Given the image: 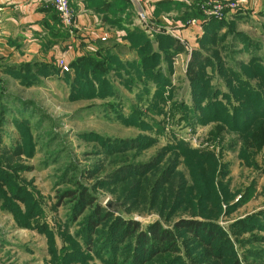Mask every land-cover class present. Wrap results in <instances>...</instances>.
Returning a JSON list of instances; mask_svg holds the SVG:
<instances>
[{
  "label": "rangeland",
  "instance_id": "rangeland-1",
  "mask_svg": "<svg viewBox=\"0 0 264 264\" xmlns=\"http://www.w3.org/2000/svg\"><path fill=\"white\" fill-rule=\"evenodd\" d=\"M213 2L224 4L221 15L208 14ZM199 8L201 19L181 22L194 30L191 41L176 27L163 29L173 31L182 48L171 58V83L159 94L165 102L157 105L150 101L158 98V85L129 83L125 74L107 76L111 89L93 98L72 93L63 73L38 76L40 83L29 86L11 72L0 74V158L4 147L19 145L23 155L16 161L27 166L16 172L2 165L9 184L0 172V264H115L117 242L102 233L107 213L140 229L155 222L173 228L178 220L210 225L203 239L188 227L175 230L178 249L153 253L143 264L175 258L177 264H264V0H203ZM211 19L224 24L215 41L203 45L202 26ZM147 21L137 24L149 34ZM196 50L194 71L210 74L221 105L207 107L203 98L209 96L202 95L209 119L201 111L202 120L185 121L171 104L193 102L187 70ZM219 68L227 70L228 86ZM233 71L249 87L235 83ZM253 97L261 113L245 107ZM228 100L239 107L228 130L217 131L224 106L231 108ZM16 106L26 113L20 116ZM96 133L111 141L102 143ZM122 141L127 143H115ZM75 182L92 196L84 210L62 193L78 189ZM100 209L104 215L91 231L84 220ZM131 245L128 239L116 252Z\"/></svg>",
  "mask_w": 264,
  "mask_h": 264
},
{
  "label": "trees",
  "instance_id": "trees-1",
  "mask_svg": "<svg viewBox=\"0 0 264 264\" xmlns=\"http://www.w3.org/2000/svg\"><path fill=\"white\" fill-rule=\"evenodd\" d=\"M202 1L203 0H191L189 3H186L184 5L183 9L179 7V9H181V15H179L181 16V21L185 22L187 19L191 18L201 19L202 12L199 8V4ZM125 2L129 5H132L128 0H125ZM223 24L224 23L216 22L213 19L209 21L206 20L202 26V37L200 39V43L204 45L206 43L215 41L214 39L217 30H220V27L223 26ZM72 29L73 26L67 30L72 31ZM163 29L164 28L162 27L161 30L159 29L157 32H152L150 34H148L140 26H136L131 30L127 29L124 36L127 39L126 44L117 42L115 40L107 42L100 41L96 44L95 50L86 51L83 54L74 57L73 60L68 63L70 68L68 67V71L66 72L61 71L58 63L47 64L35 61L7 66V68L3 70L11 72L12 75L15 76V79H18L23 86L39 84L40 80L38 76L46 77L61 72L63 73L64 79L69 85L72 93H77L79 95L81 92L83 94V97L89 96L91 98L103 96L102 92L107 93L111 89L110 84L107 83L111 79L112 75L120 76L125 74L128 78L127 81L129 83H133L135 80H138L139 82H141L142 86L146 85L144 80L148 79L150 81L152 80L156 85H158V98L150 101V103H154V105H157L159 104V101L162 103L165 102V98L163 99V97H159V94L162 91L163 86L170 85L171 71L169 70V67L171 65V58L176 53L180 52L182 48L179 41L176 40L174 36L167 34L166 30ZM241 38L246 39L245 36ZM223 39L224 36H222L220 40ZM199 55L200 52H197V50L192 53V61L189 62L187 70L189 91L191 92L193 102L191 104L185 105L183 101H173L171 104L172 109H174L175 111L178 110L182 113L183 119H185V121H196L197 119L202 120L201 111L203 113V110L201 109V107L204 105L203 101L205 100L207 101V107L210 108L214 107L215 105H221L218 99V95L221 90L216 86H210V74L208 75L205 71H202L201 73H197L196 71H194L195 63H197L196 65L200 64V61H198ZM206 60L207 63H212V60ZM1 68L2 67L0 65V69ZM3 70H0V72H3ZM219 72L222 77L226 79L225 83L226 86H228V84L230 83L227 82V70H221L219 68ZM233 73L236 77L234 79H237L235 80V83H244L247 87H249V82L244 78L238 80L240 76L243 77L238 71H233ZM107 76H109L108 81H106ZM231 83L234 84V81H231ZM196 90H198V92L200 91L198 99L194 98V95H196ZM202 95L204 97L209 96V99H201L203 97ZM251 97L252 96L249 95V98ZM236 101L240 102L239 99H237ZM228 102H231V108L229 110V108H225L226 105L224 106V114L220 118L224 123L220 122L221 124L216 126L217 131L222 130V132H224L228 130L227 121L229 119V116L232 118L233 115L237 112V108L239 107L238 105L235 106V103L232 100H228ZM259 103L260 101L253 97L248 101V104L245 107L251 109V113H261L259 112L262 110L258 107ZM15 108L20 116L26 113V109L22 106H16ZM209 111L210 109L203 113V120L204 117H207L209 119ZM239 122L240 121L237 118L234 123L238 124ZM260 124L261 126H264V120L260 122ZM94 136L96 138H99L102 143L111 141L110 137L107 136L99 134ZM260 136H263L261 144L264 145V130L262 131ZM112 140L115 141L116 139L114 138ZM115 143H119L120 145L127 142L122 141ZM135 154L136 153L132 154L131 156L134 157ZM1 155L2 159L0 158V172L2 174L7 173L6 177L2 178L1 180L4 184H9L7 176L10 174H8L7 170L2 169V165L7 167L8 169L11 168L16 172L27 167L24 164H21L19 161H16V159L23 155V151L19 145L9 148L4 147L1 151ZM131 163L132 162H127L126 167L134 168ZM147 166L148 165L141 164V169ZM100 168H102V165L100 166ZM12 181V184L15 185L14 179ZM75 185H77L79 188L65 189L62 192L63 196L64 198L69 199V203H71L72 205L73 203H75L74 205H78V207L81 206L82 210H84L87 206L89 207L93 204V201L91 200L92 196L86 191L87 188L85 186L81 185L78 182H75ZM2 196L3 195L0 193V198ZM94 206L92 208L93 210ZM95 212L97 213L94 214V216H90L89 218H85L84 220V223L88 224V228L91 231H93L97 227L98 224L96 223V219H99V215L101 214L102 217L104 215V212H102L101 209ZM106 216L104 221L108 219V223L107 225H105V229L102 228V233H105L107 238L117 242L113 252L115 253V257L113 258V262L115 264H118L119 260L122 261L126 256L127 259L123 264H143V262L146 261L145 258H147L148 256H153V253H168L176 251V249L178 248L175 246L176 244L174 236L175 230L179 228L188 227L193 236L199 239L209 237L208 226L210 225L201 223L197 220H178L174 222L173 228H165L163 227L162 223L155 222L146 226L144 229H140L139 225L134 221L127 220L126 222H124L121 221V219L112 217L109 213H107ZM92 217L93 220L91 221ZM128 239H130V242L132 241V245L130 247L126 246V248H121L122 251H125L122 254H120L121 250L116 252L120 248V245ZM213 240H210L209 245H213ZM108 246L109 245L106 244L105 248ZM105 248L101 250V253L105 250ZM167 257L170 258L171 255H168ZM169 258L167 260H169ZM177 260L178 259L175 258L168 264H177ZM165 262V259H163L160 264H164Z\"/></svg>",
  "mask_w": 264,
  "mask_h": 264
},
{
  "label": "crops",
  "instance_id": "crops-1",
  "mask_svg": "<svg viewBox=\"0 0 264 264\" xmlns=\"http://www.w3.org/2000/svg\"><path fill=\"white\" fill-rule=\"evenodd\" d=\"M189 1L144 0L150 33L160 27L173 31L176 27V34L191 41L194 30L183 29L179 16V7L183 9ZM70 7L72 31L63 27L50 0H0V70L32 61L56 64L62 59L68 64L95 50L100 41L126 44V30L139 26L134 7L125 0H70Z\"/></svg>",
  "mask_w": 264,
  "mask_h": 264
},
{
  "label": "built area",
  "instance_id": "built-area-1",
  "mask_svg": "<svg viewBox=\"0 0 264 264\" xmlns=\"http://www.w3.org/2000/svg\"><path fill=\"white\" fill-rule=\"evenodd\" d=\"M50 1L63 27L70 29L74 23L73 14H72V10L70 7V0H50ZM128 1L134 7L138 22H146L147 14H146L145 7L143 4L144 0H128ZM224 9H225V6L224 4H221V2H213L210 6V11H208V14L209 15H221ZM58 64L62 72L68 71V66L62 59L58 61Z\"/></svg>",
  "mask_w": 264,
  "mask_h": 264
}]
</instances>
